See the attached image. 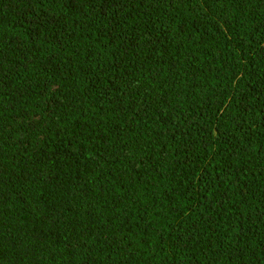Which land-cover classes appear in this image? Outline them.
<instances>
[{
	"label": "trees",
	"instance_id": "16d2710c",
	"mask_svg": "<svg viewBox=\"0 0 264 264\" xmlns=\"http://www.w3.org/2000/svg\"><path fill=\"white\" fill-rule=\"evenodd\" d=\"M263 92L264 0H0V264H264Z\"/></svg>",
	"mask_w": 264,
	"mask_h": 264
},
{
	"label": "bare ground",
	"instance_id": "6f19581e",
	"mask_svg": "<svg viewBox=\"0 0 264 264\" xmlns=\"http://www.w3.org/2000/svg\"><path fill=\"white\" fill-rule=\"evenodd\" d=\"M241 41V40H240ZM244 50V49H243ZM258 55V54H257ZM258 57V56H257ZM250 67V66H249ZM230 74V73H229ZM234 74V73H233ZM236 75V74H235ZM226 85V84H225ZM261 85H263V84H261ZM260 89V88H259ZM259 91V90H258ZM264 93V92H263ZM259 95V94H258ZM262 100V99H261ZM261 116V115H260ZM223 119V118H222ZM228 127V126H227Z\"/></svg>",
	"mask_w": 264,
	"mask_h": 264
}]
</instances>
